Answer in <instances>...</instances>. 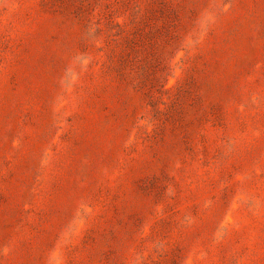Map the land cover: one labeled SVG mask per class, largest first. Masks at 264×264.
<instances>
[{
	"label": "rangeland",
	"instance_id": "obj_1",
	"mask_svg": "<svg viewBox=\"0 0 264 264\" xmlns=\"http://www.w3.org/2000/svg\"><path fill=\"white\" fill-rule=\"evenodd\" d=\"M0 264H264V0H0Z\"/></svg>",
	"mask_w": 264,
	"mask_h": 264
}]
</instances>
